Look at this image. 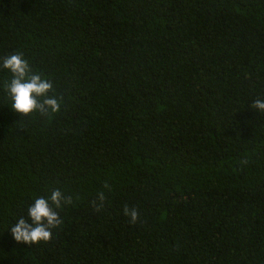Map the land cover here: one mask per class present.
<instances>
[{
    "label": "trees",
    "instance_id": "16d2710c",
    "mask_svg": "<svg viewBox=\"0 0 264 264\" xmlns=\"http://www.w3.org/2000/svg\"><path fill=\"white\" fill-rule=\"evenodd\" d=\"M12 52L62 103L0 87V264H264V0H0ZM54 188L52 238L16 242Z\"/></svg>",
    "mask_w": 264,
    "mask_h": 264
},
{
    "label": "clouds",
    "instance_id": "9594fccd",
    "mask_svg": "<svg viewBox=\"0 0 264 264\" xmlns=\"http://www.w3.org/2000/svg\"><path fill=\"white\" fill-rule=\"evenodd\" d=\"M0 69L10 73V79L3 87L10 101V109L14 113L28 115L39 112L41 115H51L60 111L62 101L51 95L53 83L38 72H34L21 52H12L0 57ZM251 107L259 112H264V98H256ZM99 208L103 204L104 196H99ZM71 203L60 188H54L50 194L36 196L27 207V217L20 216L8 230L16 242L34 244L41 241L47 242L52 238L53 230L61 223L58 209ZM125 216L130 218V223L138 219V211L135 208L125 206Z\"/></svg>",
    "mask_w": 264,
    "mask_h": 264
}]
</instances>
